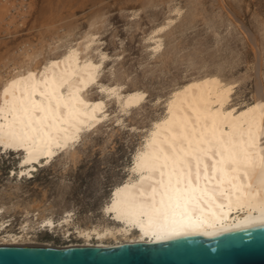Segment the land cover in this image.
<instances>
[{
    "label": "bare ground",
    "instance_id": "bare-ground-1",
    "mask_svg": "<svg viewBox=\"0 0 264 264\" xmlns=\"http://www.w3.org/2000/svg\"><path fill=\"white\" fill-rule=\"evenodd\" d=\"M175 12L180 16V9ZM173 22L168 19L147 38L154 53L162 50V34ZM98 42L88 32L62 53L45 58L24 48L19 63L7 61L13 67L0 94V156L20 155V178L32 177L61 151L75 157L72 148L82 133L107 117L105 98L88 95L99 84L107 58L100 50L101 60H95ZM100 87L122 114L146 95L118 85ZM234 87L217 74H205L173 90L164 115L152 122L138 148L128 178L103 207L113 226L84 228L72 211L56 218L47 208L24 209L19 231L12 232L4 215L13 206L0 204V245H33L36 228L63 230L67 238L76 234L84 246L112 247L264 225V92L259 87L254 102L230 106Z\"/></svg>",
    "mask_w": 264,
    "mask_h": 264
},
{
    "label": "rangeland",
    "instance_id": "rangeland-1",
    "mask_svg": "<svg viewBox=\"0 0 264 264\" xmlns=\"http://www.w3.org/2000/svg\"><path fill=\"white\" fill-rule=\"evenodd\" d=\"M168 19L174 22L162 34V50L154 53L147 38ZM88 32L99 38L95 60H101L100 50L107 55L99 84L88 95L105 98L107 117L82 133L72 148L75 157L61 151L32 177H19L20 155L1 154L0 204L13 206L4 215L12 232L19 231L24 209L35 213L47 208L56 218L72 211L84 228L113 226L103 207L128 178L134 156L152 122L164 115L170 94L188 80L217 74L234 83L230 106L254 102L259 87L264 92V0H0V94L13 67L7 61L19 63L24 48L47 58ZM101 84L141 89L145 99L122 114ZM33 231V245L84 243L76 234L67 238L63 230Z\"/></svg>",
    "mask_w": 264,
    "mask_h": 264
},
{
    "label": "water",
    "instance_id": "water-1",
    "mask_svg": "<svg viewBox=\"0 0 264 264\" xmlns=\"http://www.w3.org/2000/svg\"><path fill=\"white\" fill-rule=\"evenodd\" d=\"M0 264H264V225L112 247L0 245Z\"/></svg>",
    "mask_w": 264,
    "mask_h": 264
}]
</instances>
